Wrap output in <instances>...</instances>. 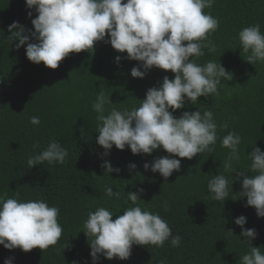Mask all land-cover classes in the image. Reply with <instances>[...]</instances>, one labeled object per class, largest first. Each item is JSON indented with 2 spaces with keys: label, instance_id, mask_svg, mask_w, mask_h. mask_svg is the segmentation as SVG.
Listing matches in <instances>:
<instances>
[{
  "label": "trees",
  "instance_id": "16d2710c",
  "mask_svg": "<svg viewBox=\"0 0 264 264\" xmlns=\"http://www.w3.org/2000/svg\"><path fill=\"white\" fill-rule=\"evenodd\" d=\"M31 11L29 18L26 0H0V196L21 201L45 199L50 206L60 208L59 223L64 232L57 245L44 251H10L0 245V264L11 257L13 264H93L89 240L83 232L88 213L105 207L114 216L122 214L133 206L127 200L129 192L140 196L142 201L136 204L142 209L159 213L173 235L182 237L181 244L172 247L166 241L163 247L134 245L128 260L101 257L100 264H159L161 260L165 264H239L240 257L249 251L242 242L246 239L242 229L234 223L241 215L247 218L244 227L257 232L252 246L264 247V218H259L253 207L246 206V198L239 196L243 177L224 172L222 161L229 150L221 147L220 139L214 152L182 159L181 170L167 180L143 167L163 156L180 159L162 148L152 155H133L130 148L120 151L113 146L110 155L102 156L105 150L96 142L97 113L92 109L101 88L117 108L132 109L140 105L150 88L157 87L165 76L174 79L175 74L153 68L144 79L133 78L131 70L140 62L127 59V53H119L103 41L95 44L92 53L69 54L55 70L43 63L36 65L27 59V45L16 50L18 41L12 44L7 40L11 36L8 27L14 21L34 31L31 19L38 14ZM205 11H211L220 21L219 29L211 35L217 50L209 53L205 49L203 57L194 59L199 64L220 61L233 74V80H222L219 95L200 97L196 105L186 102L173 115L179 118L185 111H201L204 107L201 114L212 111L218 125L228 122V129L218 128V137L229 131L240 134V160L234 168L255 175L247 154L254 146L264 151V63L246 62L238 33L256 23L264 32V0H216ZM117 56L123 57L119 63ZM32 116L40 118L38 126L30 123ZM81 129L85 131L83 137ZM50 140L68 149L67 162H45L30 169L28 157L42 151ZM105 160L121 172L105 175L101 167ZM131 163L137 168L130 173ZM220 172L235 180L224 203L210 198L209 177L205 176ZM106 185L118 190L120 199L104 195Z\"/></svg>",
  "mask_w": 264,
  "mask_h": 264
},
{
  "label": "clouds",
  "instance_id": "9594fccd",
  "mask_svg": "<svg viewBox=\"0 0 264 264\" xmlns=\"http://www.w3.org/2000/svg\"><path fill=\"white\" fill-rule=\"evenodd\" d=\"M215 3L216 0H26L29 18L33 9L38 14L31 19L34 31L14 21L8 27L11 36L7 40L12 44L18 41L16 50L27 45L26 56L30 62L43 63L53 70L69 54L92 53L95 44L103 41L117 52L127 53V59L140 62L131 70L133 78L144 79L153 68L175 74L174 79L165 76L157 87L150 88L140 105L132 109L117 108L101 88L92 109L97 113L96 142L105 150L102 156L110 155L113 146L120 151L130 148L133 155H152L162 148L180 159L163 156L143 167L167 180L174 171L181 170L182 159L191 160L200 153L214 152L220 139L221 147L229 150L222 161L224 172L243 177V191L239 196L246 198V206L253 207L259 218H264V151L254 146L251 154H247L250 171L255 175L239 172L234 163L240 160L242 137L235 131L218 137V128L228 129V122L218 125L212 111L201 114L199 109L185 111L179 118L173 115L186 102L196 105L200 97L219 95L222 80H233V74L220 61L199 64L194 59L203 57L205 49L209 53L217 50L211 35L219 29L220 21L211 11H205ZM238 39L242 53L246 54L242 57L248 64L264 63V32L260 23L243 27ZM115 59L119 63L123 57ZM30 123L38 126L40 118L32 116ZM81 134L85 135L84 129ZM68 156L66 147L50 140L42 151L28 157L27 165L30 169L45 162L64 165ZM101 167L106 170L105 175L121 172L108 160ZM128 168L131 173L137 165L131 163ZM205 176L209 177L210 198L224 203L230 195V185L232 189L235 183L233 177L230 179L221 172ZM139 191L143 193V189ZM104 195L121 197L118 190L107 185ZM127 200L133 206H128L120 215L114 216L105 207L88 213L83 232L89 240L93 264H100L101 257L128 260L134 245L163 247L170 241L172 247L180 246L182 237L173 235L159 213L136 204L137 200L142 201L136 192L127 193ZM167 207L165 203V210ZM59 217L60 208L50 206L43 198L21 201L18 197L0 196V245L25 253L35 248L47 250L58 244L64 232ZM234 223L242 229L241 235L246 238L242 242L249 247L239 264H264V247L251 244L257 238L256 230L244 227L247 218L243 215L235 218ZM13 261L14 257L7 258L4 264H13ZM159 264L165 262L161 260Z\"/></svg>",
  "mask_w": 264,
  "mask_h": 264
},
{
  "label": "water",
  "instance_id": "95a60500",
  "mask_svg": "<svg viewBox=\"0 0 264 264\" xmlns=\"http://www.w3.org/2000/svg\"><path fill=\"white\" fill-rule=\"evenodd\" d=\"M210 105H211V103L208 104V106H210ZM203 109H204V107L201 108V111L200 112H202Z\"/></svg>",
  "mask_w": 264,
  "mask_h": 264
}]
</instances>
